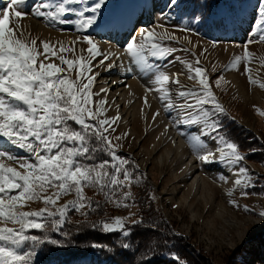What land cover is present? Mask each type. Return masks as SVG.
I'll list each match as a JSON object with an SVG mask.
<instances>
[{
  "label": "snow or ice",
  "instance_id": "6c2138e0",
  "mask_svg": "<svg viewBox=\"0 0 264 264\" xmlns=\"http://www.w3.org/2000/svg\"><path fill=\"white\" fill-rule=\"evenodd\" d=\"M27 3L28 0H10L0 13V264H36L38 250L49 245L56 248L74 246L72 237L84 229L105 235L118 234L119 248L127 251L133 246L130 240L134 235L132 229L145 225L144 218L141 216L133 219L130 225L126 223L128 217L93 221L90 216L98 213L103 204L85 194L86 188H92L103 193L104 202L112 203L117 208H129L140 203L131 191L132 186L145 187L147 190L146 174L139 171V165L131 157L119 153V143H113V139H122L121 136H112L115 132L113 125L121 117L119 114L111 118L106 115L110 107L106 95L109 89L101 88L100 93H105V96L94 100L100 93L93 91L98 75L93 73L97 66L93 62L97 57H102L98 65L105 66V62L112 56L120 59L119 55L111 51L103 53L99 42L90 34L91 30L100 26L109 0H35L31 6L32 15L42 18L47 26L70 25L82 33L76 41L71 42V47L60 43L57 48L47 41H40L42 52L37 39L26 36L18 22L15 27L11 26L13 17L18 21L28 15L19 10ZM239 11H243V8ZM255 11L256 18L249 39L245 41L243 54L235 55L225 66V71L236 69L243 61L245 72H250L248 64L254 54L248 50V45L264 42V0H257ZM177 13L180 15L173 26L175 30L195 35L209 26L226 29L238 15V11L233 8L219 14L218 19H212V14L206 15L204 10L181 11V0H166L158 18L168 20ZM181 20L182 24L179 23ZM157 27L164 31L158 33ZM138 32V42L134 35L124 45V52L130 58L126 71L133 73L135 67L142 77H151L149 83L152 87L145 86V93H158L164 112L170 114L172 126L186 139L197 160L202 164H218L236 177L226 195L231 197L239 190L242 197L264 196V192L248 191L257 187L259 177L251 173L243 163L246 156L255 153L257 149L243 152L224 133L220 117L226 114V110L213 92L206 70L199 66L193 67L190 62L180 61L186 65L189 79H195L198 87L184 90V86L180 85L174 99L168 87L170 77L163 69L173 62L168 57L177 49L159 41H176L178 38L164 24L144 27ZM253 37L257 39L254 41ZM184 39L191 43L187 35ZM77 42L88 45L87 58L82 54L85 50H81V55L75 59L66 58L64 53L75 54ZM215 43L217 41H213ZM51 57L58 59L60 65H66L67 68L46 62ZM149 57L153 58L152 62ZM166 60L167 63H163ZM199 63V59H196L195 64ZM260 63L264 64V59ZM114 66V63L106 64L108 70ZM73 69L76 71L75 79L69 75ZM193 72L194 76L191 75ZM248 79L251 84H258L264 89V83L251 75ZM222 82L226 83L223 74L215 80L216 87H221ZM171 83L179 85L180 81L172 79ZM158 115V111L154 113L153 120ZM194 127H198L199 131H191ZM123 136H127V133ZM203 137L214 141L216 148L211 149ZM101 156L107 159H101ZM5 158L17 164L23 172L5 164ZM219 179L228 182V177L223 174ZM67 195H72L73 199L57 206V201ZM156 199L154 194L148 197L151 202ZM30 201H42L44 206L38 211H23ZM228 203L240 207L234 199H229ZM146 207L151 210V203H146ZM243 210L254 213V209L247 205ZM72 211L83 217L75 222V231L67 227L71 223L69 214ZM254 214L264 223V209ZM145 231L155 235L148 237L141 264H152L161 245L164 251L159 252V256L167 260L168 264H188L178 252L170 250L175 245L169 237H178V233L162 228L155 220L148 222ZM119 236L125 239L121 241ZM243 242L241 240V244ZM89 247L112 250L108 244L96 241L91 242ZM136 249L140 250L138 244Z\"/></svg>",
  "mask_w": 264,
  "mask_h": 264
},
{
  "label": "rangeland",
  "instance_id": "374dc122",
  "mask_svg": "<svg viewBox=\"0 0 264 264\" xmlns=\"http://www.w3.org/2000/svg\"><path fill=\"white\" fill-rule=\"evenodd\" d=\"M9 2L10 0H0V13ZM34 2L35 0H28L24 8L19 9L28 13V15L19 18L18 21L13 17L11 26L15 27L18 22L23 27L26 36L37 39L38 47L40 41H47L52 45H56L57 48L60 43L71 47V42L76 41L77 36H82V33H78L70 25L47 26L42 18H36L32 15L31 6ZM165 3L166 0H109L107 8L104 9V17L100 21V26L91 30L90 34L106 48L101 51L107 53L109 52V43H118L119 39L121 40L120 37L118 38L117 26L122 23H126L125 26H128L129 22L127 20L131 17L135 20L130 22L127 35L120 42L123 48L134 35L137 42L139 41L138 30L147 26L155 27L157 24L166 25L168 31L174 33L178 38L176 41H159L165 46L177 49L175 53L168 57V60L173 62L163 69L170 77L168 87L172 90L173 98H176V90L180 88V85L184 86V90L198 87V82L195 79H189L188 69L180 61L190 62L193 67H203L210 77L213 92L226 110L225 116L230 121L235 122L245 134L254 138L256 149H258V145L260 147L259 151L264 152V115L260 114L264 113V89L259 87L258 84H251L248 79V76L251 75L254 79L264 83V64L260 63V60L264 59V42H253L248 45V50L254 54L253 60L248 64L250 72H245L243 61L236 69L225 71V66L229 64L235 55L243 54L245 41L249 39V33L256 18L257 0H247L239 5L233 3L238 15L233 22L228 24L226 29L210 28L209 26L201 29L199 35L175 30L173 26L177 23V16L180 13L168 20L163 17L158 18L156 10L161 11ZM188 3V0H181V11L188 12L185 8ZM221 7L220 10L216 11V14H212V19H218L219 14L228 11L227 7ZM241 8H243V11H239ZM154 11H156V14ZM145 12L148 16V22L143 23L142 19L145 18ZM179 23L182 24L183 20ZM60 28L65 30L60 31ZM156 31L161 33L164 29L157 27ZM186 35L191 43L184 39ZM66 39H68V42H66ZM157 39L159 40V38ZM252 39L255 41L257 38L253 37ZM213 41H217V43L213 44ZM193 45L196 47H193ZM87 47L86 43L77 42L75 44V54L64 53V55L68 59H75L81 55V50H85L82 54L87 58ZM183 49H190L191 51H184ZM39 50L42 52V47H39ZM192 53H195V55ZM100 59L102 57H97V60L93 62L97 65L94 67L93 73H98L93 91L97 93H100L97 89L100 73L107 69V63H114L112 56L105 63V66H99L98 61ZM196 59H199V65L195 64ZM152 60L153 58L150 62ZM46 62H53L67 68L66 65H60V61L55 57H51ZM155 62L161 63V61ZM163 63L166 64L167 60ZM214 67L215 70H213ZM121 71L123 72V70ZM221 74H223L226 83L222 82L221 87L218 88L215 85V80ZM69 75L72 79H75V69ZM191 75L194 76V72ZM114 77L120 79L118 74H115ZM134 78L128 79L129 82L125 86L117 89L122 97L120 102L124 101L123 94L126 92L125 97L129 100L130 106L134 104V107L130 109L129 106H122L127 118L125 120L126 126L125 130H122L119 128L118 123L113 125L115 132L112 133V136L122 137L120 141L113 139V143H119L121 145L118 150L119 153L131 157L139 165V171L146 174V184L150 194L157 197L153 203L160 211L163 219L172 227L173 232L178 233L179 237L184 239L185 244H189L198 253L205 263L263 264L261 259L264 256V253L262 254L264 252V223H261L254 213L264 209V196L249 195L242 197L240 191L237 190L229 197L221 189L222 181L219 176L222 174V170L215 169L214 173L212 171V173L207 172L205 165L197 160L186 139L179 134L175 127L174 131L179 139H182L180 147L175 148L172 143H169V138L164 139V131H161L155 123L156 119L159 118L161 122L168 121L171 124L170 114L164 112L158 93L140 95L137 99L132 89L129 88L130 84L136 80ZM172 79H178L180 84L171 83ZM109 85H111V82ZM145 96L150 101L147 104H145ZM99 98L100 96L94 97V100ZM157 111L159 115L153 120V114ZM191 131L198 132L199 128L194 127ZM125 133H127V136H123ZM203 139L208 141V137H203ZM167 153H170L168 157L166 156ZM23 154L21 153V155ZM180 155H182L181 158ZM190 155L191 158H188ZM263 159L259 155L246 158L243 162L251 173L259 177L257 187L248 189L250 193L264 192V187H261V185H264ZM3 162L23 172V169H20L17 164L8 161L6 158ZM198 176L200 177L199 181ZM133 188L134 186H132L131 191ZM134 191L135 189H133ZM70 198V195L61 197L57 201V206H62ZM229 199L236 200L240 207L230 205L228 203ZM245 205L254 209V213H246L243 210ZM43 206L42 201H30L22 210L38 211ZM135 212V206L120 207L107 220L111 221L114 217H128L126 223L130 225L132 220L135 219V215H132ZM9 226L12 227V225ZM241 240L244 241L243 244H241ZM257 253H260L258 256L260 259H258ZM36 264L40 263L36 261ZM73 264H88V259L85 258Z\"/></svg>",
  "mask_w": 264,
  "mask_h": 264
},
{
  "label": "trees",
  "instance_id": "16d2710c",
  "mask_svg": "<svg viewBox=\"0 0 264 264\" xmlns=\"http://www.w3.org/2000/svg\"><path fill=\"white\" fill-rule=\"evenodd\" d=\"M189 3L186 4V11H196V10H204L206 15L216 14V11L220 10L222 7H227V10L233 9L234 4H241L247 0H241V2L237 3L236 0H188ZM234 3V4H233ZM215 19V18H213ZM213 28V26H210ZM221 122L223 124V131L227 134L232 140H234L238 145L241 151L248 152L249 149H256L254 145L255 141L254 138L250 137V135L245 134L238 125L230 121V119L223 115L221 116ZM257 151L255 153L248 154L246 158H252L261 155L264 158V152L259 151L257 145ZM101 159H107L106 156H101ZM264 160V159H263ZM145 187L134 186L133 189L135 191L132 193L136 197V199L140 202L138 206H135V219L140 218L141 216L145 220V225L137 226L132 229L134 235L130 237L133 246L129 248L127 251H123L119 248L117 244V236L118 234H101L98 231H93L90 229H84L79 234H76L72 237L75 244L74 246H69L67 248H56L53 246H46L39 251V255L37 260L40 264H49V263H59V264H73L76 261L82 260L87 258L88 264H141L142 261V252L144 249L145 244L148 241L149 236L155 235L152 232H146L145 228L147 227L148 222L151 220H155L157 223L161 224V227H166L170 229L172 232V227L163 219L160 211L154 205L153 202L148 201V197L150 192ZM85 194L93 201L101 202L103 207L98 213H93L90 216V219L93 221L97 220H107L111 217L114 213L118 211V208L115 207L112 203L104 202L105 198L103 193H98L95 189L86 188ZM119 195V194H117ZM70 200L73 199V196L70 195ZM151 203V210L146 207V203ZM69 219L71 223L67 226L75 231L76 228V221L82 220L78 213L72 211L69 214ZM172 240V243L175 245L174 250L179 253V255L185 258L188 261V264H208L207 262L203 261L197 252H195L189 244H185L184 239L182 237H169ZM125 238L119 236V240L123 241ZM163 239V238H161ZM93 241L108 244L109 247L112 249L111 251L101 250V249H93L89 247V244ZM155 243V241H154ZM140 246V250L136 249V245ZM264 249V248H263ZM163 246L158 249L157 258L152 260V264H168V261L164 258L159 256V252H162ZM264 251V250H263ZM262 252V251H261ZM260 252V253H261ZM260 253H257V257ZM264 252H262L263 254ZM166 255V253H165ZM258 259H260L258 257ZM262 263L264 264V256L261 259Z\"/></svg>",
  "mask_w": 264,
  "mask_h": 264
},
{
  "label": "bare ground",
  "instance_id": "6f19581e",
  "mask_svg": "<svg viewBox=\"0 0 264 264\" xmlns=\"http://www.w3.org/2000/svg\"><path fill=\"white\" fill-rule=\"evenodd\" d=\"M146 14L147 13L145 12V14H144L145 18L142 19L143 23L148 22L147 21V17L148 16ZM134 20H135V18H133V17H131V19L127 20V22H129L128 26L130 25V22H132ZM125 24L126 23H122V24H119L120 27H119V25L117 26L118 38L120 37L121 40L119 39L118 43H116V42L109 43L110 47L108 48L109 51L119 55L120 59L117 60L116 57L113 56L114 65L115 66L112 69L108 70V71H106L107 69H104V71H102L100 73L99 83H98V86H97L98 87L97 89L99 90V92H100L101 88L109 89V91L107 92L106 95H107V102H108V105H110V107H108V111H107L106 115L108 117H116L117 114H119L121 119L117 123H118L119 128L122 129V130H125V126H126L125 120L127 119L126 116H125V112H123V110H122V106L126 105V106H129V108L131 109V108L134 107V104H131V106H130L129 100H127V98L125 97L126 96V92H125V94H123L124 95V98H123L124 101L120 102L122 97H121V95H119L117 89L118 88H122L123 86H125V84L129 82L128 79H130V78L132 79L133 77H135L136 78V80H135L136 82L134 81L133 83H131L129 88L132 89V91L134 92V95L137 97V99L140 97V95H145V94L149 95V94L153 93V92L145 93V86L152 87V85L149 83V80L151 79L150 76L147 77V78L142 77L141 74L138 71H136L135 67L133 68V73H128L126 71V69L129 66L130 58L124 52V48L122 47V45L120 43L122 41V39L125 37V35H127L128 26H125ZM142 26H144V25H142ZM66 42H68V39H66ZM99 46H100L101 50L102 49H106L101 44H99ZM149 60H151L150 57H149ZM121 70H123V72ZM115 74L116 75L117 74L120 75V79L118 77H114ZM110 82H111V85H109ZM104 96H105V93H100V98H103ZM133 99H134V97H133ZM149 102L150 101L147 99V103H149ZM108 105H106V106H108ZM155 125H158L159 129H161V131H164V135H165V137H163L164 139H166V138L168 139L169 138V143H172L175 148H177V146L180 147V145L182 144V139H179V137L177 136L176 132L174 131L175 128L173 126H171V124H169L168 121L161 122L159 120V118H158V119H156ZM166 126L168 128L167 131H165V127ZM163 142H165V141H163ZM208 144H209V147L211 149H213V150L217 146V145H215L214 142H211L210 140H208ZM169 154L170 153H167L166 156L168 157ZM181 154H182V152H181ZM181 156L182 155H180V158H181ZM188 158H191V155ZM203 165H205V167L207 169V172H209V173L211 171L212 172L216 171L215 169H220V170H222V174L228 177V182L227 183L222 182V184H221V189L224 191V193H226L227 189L233 187V181H234V179L236 177L234 175H232L230 172H228L225 168H223L222 166H220L218 164H211V165L203 164ZM199 178L200 177L198 176V181H199ZM200 188H202V187H200Z\"/></svg>",
  "mask_w": 264,
  "mask_h": 264
}]
</instances>
